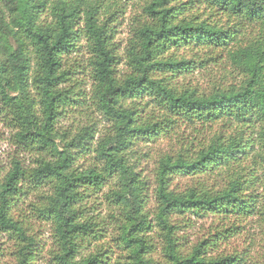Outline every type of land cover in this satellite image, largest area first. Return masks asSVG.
Instances as JSON below:
<instances>
[{"label": "trees", "instance_id": "16d2710c", "mask_svg": "<svg viewBox=\"0 0 264 264\" xmlns=\"http://www.w3.org/2000/svg\"><path fill=\"white\" fill-rule=\"evenodd\" d=\"M0 123V264L264 263V0H0Z\"/></svg>", "mask_w": 264, "mask_h": 264}, {"label": "rangeland", "instance_id": "374dc122", "mask_svg": "<svg viewBox=\"0 0 264 264\" xmlns=\"http://www.w3.org/2000/svg\"><path fill=\"white\" fill-rule=\"evenodd\" d=\"M125 36V29H121V33L119 34V37H124ZM8 135V130L6 128H4V126L0 123V163L1 164H5L7 161V156L9 153H11V147L10 144L6 141ZM161 146L162 148H164V143H161L157 146H154L153 149H156L157 147ZM204 220H197L194 224H193V228L191 229V231L193 233H198L200 231H202L203 229L201 228L202 226H206L207 223H204ZM37 228H39L40 233L43 235L44 237V241H48V237H47V228L45 226V224L41 223L39 225H37ZM249 237H254V239L256 240V243H260L261 241V232L260 229L255 227H251L249 228ZM0 241L2 243H4L3 239H0ZM244 241H246L247 243V239L244 240V236L241 235L235 239H233L231 241V247L236 246L237 248H241L243 247V243ZM258 251V250H257ZM250 264H264L260 255L258 253H254L252 255V260Z\"/></svg>", "mask_w": 264, "mask_h": 264}]
</instances>
